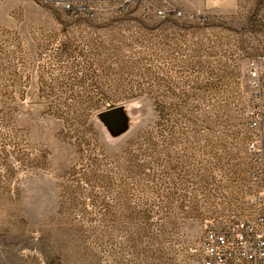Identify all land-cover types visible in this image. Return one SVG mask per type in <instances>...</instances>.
I'll return each mask as SVG.
<instances>
[{"label":"rangeland","instance_id":"rangeland-1","mask_svg":"<svg viewBox=\"0 0 264 264\" xmlns=\"http://www.w3.org/2000/svg\"><path fill=\"white\" fill-rule=\"evenodd\" d=\"M61 1L0 0V264H202L249 209L264 0Z\"/></svg>","mask_w":264,"mask_h":264},{"label":"built area","instance_id":"built-area-1","mask_svg":"<svg viewBox=\"0 0 264 264\" xmlns=\"http://www.w3.org/2000/svg\"><path fill=\"white\" fill-rule=\"evenodd\" d=\"M139 0H62L69 15L92 16L101 5L124 10ZM160 15H165L163 11ZM247 117L250 138L247 153L253 190L248 211L237 218L212 223L202 242V264H264V56L250 63Z\"/></svg>","mask_w":264,"mask_h":264},{"label":"water","instance_id":"water-1","mask_svg":"<svg viewBox=\"0 0 264 264\" xmlns=\"http://www.w3.org/2000/svg\"><path fill=\"white\" fill-rule=\"evenodd\" d=\"M107 115H108V120L110 124L113 126V128H117L119 126V121H120L118 110L117 109L111 110L107 113Z\"/></svg>","mask_w":264,"mask_h":264}]
</instances>
